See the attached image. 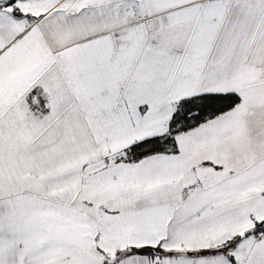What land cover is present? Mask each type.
<instances>
[{
  "label": "snow or ice",
  "instance_id": "1",
  "mask_svg": "<svg viewBox=\"0 0 264 264\" xmlns=\"http://www.w3.org/2000/svg\"><path fill=\"white\" fill-rule=\"evenodd\" d=\"M0 264H264V0H0Z\"/></svg>",
  "mask_w": 264,
  "mask_h": 264
}]
</instances>
